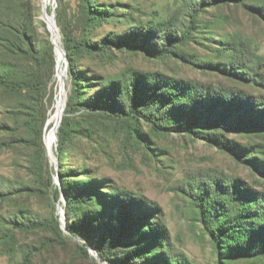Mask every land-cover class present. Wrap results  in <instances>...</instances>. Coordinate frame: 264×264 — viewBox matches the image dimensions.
<instances>
[{"label":"rangeland","instance_id":"374dc122","mask_svg":"<svg viewBox=\"0 0 264 264\" xmlns=\"http://www.w3.org/2000/svg\"><path fill=\"white\" fill-rule=\"evenodd\" d=\"M197 1L89 0L90 5L101 10L102 18L87 23L81 14L83 0H50L48 6L46 0H0L1 73L13 68L30 74L34 68L29 55L18 48L15 33L20 25L30 24L42 44L51 43V35L55 46L54 69L44 98L47 121L40 134L47 166L33 146L37 135L29 126L24 93L8 94L0 89V192L8 193H0V264H143L145 260L143 256L129 258L128 253L135 247L125 244L112 251V261L102 260L85 233L68 231V225L81 226L77 223L81 221L78 206L68 207L62 191L57 195L60 183L54 116L59 112L62 117L72 91L57 26L56 12L61 2L72 22L76 43L90 47L107 42L104 50L80 47L77 52L76 69L86 88L82 102L99 98L108 79L118 82L136 75L143 86V78L158 74L252 96L264 103V12L254 9L264 8V0ZM44 8L60 44L41 18ZM188 28L191 34L187 43L172 44V53L162 58L116 46L125 41L142 45L150 52L153 46H168V39L181 38ZM59 47L63 52L61 70ZM42 76H48L45 70ZM146 85L151 86L149 81ZM118 106L109 117L90 121L88 127L83 124L90 131L89 137L72 139L64 171L73 176L72 180H80L81 174L87 173L105 195L127 192L139 200L141 205L135 209L134 218H142V222L144 218L145 229L149 226L155 232L164 230L166 244L185 264H217L213 243L186 191L187 183L193 179L232 178L264 193V159L254 156L262 163L255 166L233 154L238 146L264 144V133L208 129L210 136H218L216 139L225 143L220 148L191 132L154 130L140 115L134 114L136 119L127 116L126 102ZM86 112L81 107L74 115ZM50 136L53 143L48 149L46 140ZM233 142L237 147L230 151L226 144ZM39 165L40 178L35 175ZM71 170L75 173L70 174ZM47 171L52 184L47 183ZM30 224L35 226L29 228ZM112 227L119 225L112 222L87 226L98 242H105L104 249L115 237ZM107 232L111 234L103 236Z\"/></svg>","mask_w":264,"mask_h":264},{"label":"trees","instance_id":"16d2710c","mask_svg":"<svg viewBox=\"0 0 264 264\" xmlns=\"http://www.w3.org/2000/svg\"><path fill=\"white\" fill-rule=\"evenodd\" d=\"M201 3H205V0H201ZM254 9L264 12V8L254 7ZM101 13V10L89 4V0H83L81 14L85 22L91 23L101 19ZM56 17L68 60V73L72 79V91L56 132V157L59 162L60 183L57 195L62 191L68 207L78 206L80 211L78 221H81V223L77 222L81 226L68 225V231L85 233L102 260L112 261L110 256L112 251L125 244L126 247H135L128 253V257L134 259L143 256L145 257L143 264H185L180 255L173 254L169 244H166L164 230L155 232L149 226L145 229L142 225L144 218L143 222L142 218H134L135 209L141 205L139 200H135L127 192L116 191L114 194L105 195L101 192L103 188L96 181L91 180L90 175L85 172L81 174L80 180H72L73 176L66 174L63 162L68 153V145L74 137H89L90 131L83 127V124L87 126L90 125V121L109 117L115 113L119 102L124 101L128 109L127 116L136 119L134 114L140 115L154 130L191 132L196 137L224 148L225 143L216 139L219 138L218 136H210L208 129L221 133L253 131L264 133V103L252 96L193 85L158 74L143 78V86H140V79L136 75L130 76L125 81L108 79L104 82L99 98L92 97L82 102V91L86 88L83 86L85 85L83 76L77 72L75 57L80 47L86 48L88 45L74 41L72 22L62 2ZM190 28L181 38L168 39V46L161 48L153 46L150 52L142 45L128 44L125 41H119L116 46H126L133 51H145L152 58H162L172 53L169 48L172 44L187 43V38L191 34ZM15 35L19 41V51L29 55L34 68L30 74L15 71L13 68L0 72V89L8 94L24 93L23 98L28 103L25 109L28 112L29 126L37 135L33 146L37 149L40 160L47 166L40 134L47 121L44 98L48 80L54 69L53 46L48 41L42 44L30 24L20 25ZM106 43L104 40L101 46L95 44L87 48L104 50ZM43 70L47 72V77L42 76ZM242 73L246 74L245 70ZM147 81L151 86L146 85ZM81 107L85 108L86 114L74 115ZM234 143L226 144L230 151L237 147ZM238 149L237 152H233L235 156L254 163L255 166L262 165L254 159V156L264 159V144L238 146ZM262 166L264 171V165ZM71 173L75 172L71 170ZM35 175L40 178V165ZM47 183L52 184L48 171ZM1 191L2 196L8 195ZM186 191L194 207L197 208L199 221L213 243L217 264H264V193L245 186L239 180L223 177H211L204 181L193 179L187 183ZM107 196L110 198H105ZM148 207L151 210L158 209ZM112 222L117 223L119 228L112 227L114 232L112 237H115L106 247L107 249H104L105 242L103 240L98 242L87 226L111 225ZM33 226L35 225H28L29 228ZM56 231L60 234L57 226ZM110 234L107 232L103 236ZM150 253H152L150 256H144Z\"/></svg>","mask_w":264,"mask_h":264},{"label":"bare ground","instance_id":"6f19581e","mask_svg":"<svg viewBox=\"0 0 264 264\" xmlns=\"http://www.w3.org/2000/svg\"><path fill=\"white\" fill-rule=\"evenodd\" d=\"M49 1H50V0H46V2H45L46 6H48ZM41 18H42L45 22L48 23L49 30L51 31L52 36H53V39L55 40V42L58 43V44H60V41H59V34H58L57 30L53 28L52 21H51L49 15H46L45 8H44V10H43V12H42V17H41ZM57 47H58V46H57ZM59 50H60V64H58V67H59L60 70H61L62 61H63V60H62L63 52H62V50L60 49V47H59ZM61 72H62V71H61ZM54 118L56 119V122H55V129H57L58 124H59V121H60V118H59V112L56 113V116H54ZM50 122H52V121H50ZM50 132H53V130H51ZM46 142H47V147H48V149H50L51 146H52V143H53L52 136H50V139L46 140Z\"/></svg>","mask_w":264,"mask_h":264},{"label":"water","instance_id":"95a60500","mask_svg":"<svg viewBox=\"0 0 264 264\" xmlns=\"http://www.w3.org/2000/svg\"><path fill=\"white\" fill-rule=\"evenodd\" d=\"M49 32V31H48ZM50 40H51V43H52V45H53V47H54V50H55V46H54V43L52 42V38H51V35H50ZM60 121H61V118H60ZM60 121H59V124H60ZM58 124V125H59Z\"/></svg>","mask_w":264,"mask_h":264}]
</instances>
